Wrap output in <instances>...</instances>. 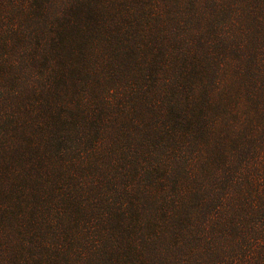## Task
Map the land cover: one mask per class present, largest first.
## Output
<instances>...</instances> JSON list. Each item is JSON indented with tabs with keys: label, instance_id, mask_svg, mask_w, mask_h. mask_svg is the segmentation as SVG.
<instances>
[{
	"label": "trees",
	"instance_id": "16d2710c",
	"mask_svg": "<svg viewBox=\"0 0 264 264\" xmlns=\"http://www.w3.org/2000/svg\"><path fill=\"white\" fill-rule=\"evenodd\" d=\"M2 4L16 13V16L4 20L9 19L12 26L10 35L13 31L21 37L25 35L21 39L33 41L34 50L40 51L41 54L31 56V59L41 57L45 52L43 70L38 71L37 78H40L46 90L40 108L23 119L10 100L17 97L13 95H22L18 94L22 86L15 87V83L19 80L20 83H32L30 86L33 87L39 81H36L37 78L31 81L34 75L26 71L28 63L24 56L19 55L21 60H16L17 67L8 59L0 62V71L3 68L21 70L13 78L14 86L0 83V114L15 118L16 126L13 128L22 126V134L0 133V198L11 200L14 194L19 193L14 187L9 189L10 175L5 167L11 161L10 157H14L21 166L26 165V171H39L42 167L37 160L47 159L37 156L42 145L55 146L60 153L58 156L73 154L77 145L84 156L98 141L96 137L88 141L81 137L78 142L79 132L84 128L81 119L89 122L98 134L103 130L102 124H99L102 115L121 114L115 110V106L109 108L112 95L117 96L116 102H123V108L128 104L124 99L130 101L143 97L145 108L155 113L150 126L153 125L159 136L168 137L169 143L179 150L176 172L164 177V181L172 180L173 192L166 197L170 209L164 208L163 211L167 222L173 226L174 236L180 240L176 264H207L205 259L213 244L210 242L209 222L220 215L224 197L220 196L221 192H217L213 199L201 197L213 189L209 190L207 181L201 178L203 166L195 155L200 150L199 141L206 140V137H202L203 133L212 129L216 121L213 110H218V103L211 98L210 91H218L230 68L236 81L252 84L258 98L262 97L258 110L264 118V65L257 66L256 55L259 52L252 50L253 47L259 49V42L264 40V0H0V8ZM6 6L3 7L8 8ZM240 14L244 17L249 15L247 22L253 15L250 20L252 24L247 23L245 27L244 17L238 16ZM29 23L33 31L28 30ZM252 29L253 34L249 33ZM33 33L39 36L34 39L31 36ZM97 35L106 39L110 52L106 61L111 67L104 78L105 74L90 66V48L87 46ZM137 60L156 68L154 75H149L151 82L147 85V78L142 77L144 80L140 81L131 76L134 79L132 82L131 77L124 81L120 76L123 71L117 64L129 61L136 66ZM92 77H96V82L90 80ZM3 82L6 83V79ZM159 88L161 92H156ZM63 95H76V101L67 100ZM92 96L99 98L98 102L93 103ZM56 98L59 102L53 101ZM34 104L37 105V101ZM146 124L143 123L144 126ZM27 126L32 127V131L27 132ZM196 133L202 137L198 141L195 140ZM182 134L193 143L194 150L187 153L185 146L181 148L182 144L178 143L182 142ZM256 177L262 183L248 186ZM256 177L241 186L243 192H247L245 200L251 209V215L246 213L247 220L252 218L255 227L256 237L249 239L251 243L263 242L261 240L264 238V181L261 180L264 179V168L257 170ZM182 181L188 184L184 189ZM94 182L89 186L82 183L80 191L76 189L72 194L81 201L97 186L100 190H109L105 183ZM35 183L43 185V180L36 178ZM122 187L113 197L110 194L112 190L104 191L101 199L107 200L105 212L128 231L130 227L122 219L129 218L134 210L127 201L128 186ZM256 192L259 194L257 199ZM120 194L125 196L126 202L119 197ZM13 210V205L2 204L0 200L1 212L5 211L8 216V212L13 214ZM208 215H211L207 219L209 229L205 222ZM184 217L186 223L188 220L193 222L195 231L182 227L186 224L181 223ZM125 233L127 235L128 232ZM112 236L113 246L108 250L103 247L107 254L102 264H110L107 256L120 251V238L114 234ZM251 246L245 245L242 251L254 249V257L244 262L264 263V251L258 252L257 247Z\"/></svg>",
	"mask_w": 264,
	"mask_h": 264
},
{
	"label": "rangeland",
	"instance_id": "374dc122",
	"mask_svg": "<svg viewBox=\"0 0 264 264\" xmlns=\"http://www.w3.org/2000/svg\"><path fill=\"white\" fill-rule=\"evenodd\" d=\"M3 6L6 5L2 4L0 8V57H3L0 62L8 59L17 67L16 60H21L19 55L24 56L28 65L31 64L27 65L26 71L33 73L34 78L31 81H34L38 71L43 70L42 58L45 52L41 57L31 59V56L41 54L40 51L34 50L33 41L21 39L25 35L21 37L15 31L10 35L9 29L12 26L9 19L4 20L16 13L12 12L11 7ZM238 16L244 17L242 14ZM247 17L249 15L243 21L245 27L247 23H251L253 15L248 22ZM32 29L29 23L28 30L33 31ZM249 33L253 34V29ZM31 36L36 39L39 34L33 33ZM105 40L97 35L91 39L90 46H87L90 48V66L98 69L100 74H105L103 78L111 67L106 61L110 52ZM259 43V49H252L259 52L256 55L258 67L264 65V40ZM132 65L129 61L117 64L123 71L120 76L124 81L135 76L140 81L147 78L145 85L151 82L148 77L150 74L154 75L155 67H148L142 60H137L136 66ZM19 70L3 68L0 71V83L14 86L12 81L21 72ZM158 74L160 77L161 74ZM5 79L6 83L3 82ZM95 79L96 77H92L90 80L96 82ZM39 80L37 78L36 81ZM222 82L224 84L218 86V91H210L211 98L218 103V110H213L216 121L212 129L203 133L202 137H206L207 143L206 140L199 141L200 150L195 155L203 166L201 178L207 181L209 190L213 189L208 195L201 197L213 199L217 192H221L220 196L224 197L220 215L211 218L209 222L210 242L213 244L205 260L207 264H242L254 257V249L242 251L245 245L252 244L254 248H258V252L264 251V238L261 240L263 242H249V239L256 237L255 227L252 218L247 220L246 213L250 214L251 209L245 200L247 192L245 194L241 188L246 181L256 177L258 169L264 168V118L258 110L262 97L258 98L252 84L236 81L232 68ZM30 84L32 83H20L17 80L15 87L22 86L18 90V94L22 95H13L17 97L10 98L23 119L36 112L45 99L42 96L46 90L43 84L40 81L33 87ZM134 92L136 95V91ZM156 92H161L160 88ZM115 97L117 96L112 95L109 108L115 106V110L121 114L102 115L99 124H102L103 130L98 134L90 127L89 122L81 119L84 128L79 132L78 142L81 137L87 141L96 137L98 141L84 156L77 145L73 154L66 153L61 156H58L60 153L55 146L42 145L37 156L47 159L37 160L42 167L39 171H26V165L21 166L14 157H10L11 161L5 167L10 175L9 189L14 187L19 193L14 194L11 200L0 198L2 204L14 206L13 214L9 211L8 216L5 211H0V264H102L106 260L103 258L106 253L103 247L108 250L113 246L112 234L120 238V251L107 256L110 264L177 263L180 240L174 236L173 226L167 222L163 211L164 208L170 209L166 197L173 192L172 180L164 181V177L176 172L179 150L169 143L168 137L159 136L160 133L154 130L153 125L150 126L155 113L145 108L143 97L130 101L124 99L128 102L125 108L122 101H115ZM65 98L76 101V95ZM91 98L94 99L93 103L98 102L99 98ZM35 101L37 105L34 104ZM53 101L59 102V99ZM180 105L186 108L185 105ZM7 111L9 113L10 110ZM144 122H147V126L143 125ZM15 126V118L9 114H0V133L22 134V126L17 129L13 128ZM26 131H32V127L27 126ZM71 135L73 138V133ZM202 137L196 133L195 140ZM50 139L51 137L48 138ZM181 140L178 144H182L181 148L185 146L187 153L194 150L193 143L183 134ZM36 178H41L43 185L35 183ZM94 181L105 183L112 190V197L114 193L118 195L117 189L123 188L122 185L128 186L127 201L134 210L129 218L122 219L130 227L128 231L116 224L115 218L105 212L107 200L101 199V195L109 190H100L97 186L80 199L82 202L72 194L76 189L80 191L82 183L89 186ZM254 183L262 182L256 177L248 186ZM182 184V189L188 185L184 181ZM235 185L238 186L233 187ZM119 197L125 201V196L120 194ZM258 197L256 192L255 198ZM210 216L205 220L207 227ZM181 223H186L185 217ZM182 227L187 231L196 230L191 220ZM125 232H128L127 235ZM145 234L148 235L144 236ZM98 248L101 250H96ZM183 261L185 262V258ZM255 264L264 263L257 261Z\"/></svg>",
	"mask_w": 264,
	"mask_h": 264
}]
</instances>
